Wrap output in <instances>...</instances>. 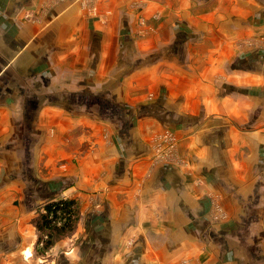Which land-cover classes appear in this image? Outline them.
Returning a JSON list of instances; mask_svg holds the SVG:
<instances>
[{
	"label": "crops",
	"instance_id": "0c3cea01",
	"mask_svg": "<svg viewBox=\"0 0 264 264\" xmlns=\"http://www.w3.org/2000/svg\"><path fill=\"white\" fill-rule=\"evenodd\" d=\"M132 1L0 0V264H264V51L235 44L264 0H147L156 36ZM58 198L77 225L43 249Z\"/></svg>",
	"mask_w": 264,
	"mask_h": 264
},
{
	"label": "rangeland",
	"instance_id": "374dc122",
	"mask_svg": "<svg viewBox=\"0 0 264 264\" xmlns=\"http://www.w3.org/2000/svg\"><path fill=\"white\" fill-rule=\"evenodd\" d=\"M88 1L91 2L92 0H72V3L73 2L79 3L81 8L84 10V12H86L87 15L95 16V14L91 13L87 7ZM94 1L95 0H93V2ZM96 1H97L98 9H99L101 7V3L104 0H96ZM129 6L132 10L139 11V13H140V14H138V17H137V25L139 27L138 28V30H139L138 34L156 36V34H158L159 30H160V28L158 27V25L156 23H157V21L160 20L161 15L158 12H156L153 14V18L150 19L151 21L149 20V22H147V20H144L145 17L143 16V10H145L148 7V1L147 0H133L131 3H129ZM101 15L102 14L99 12V15H98L99 17L97 15L96 16H97V18L100 19ZM235 44L238 46V48H242L245 50L257 49L260 51H262V50L264 51V32L262 31V33L260 35H256V36H246L243 38H239L235 41ZM148 95H150L149 96L150 98L153 97L152 94H148ZM148 95H146V98H148ZM164 133H169V134L171 133L173 136H175L176 139H174V141H169L165 138H162V134H164ZM152 140H153V142H152V155H153L152 161L154 164H160V163H166V162L167 163H171V162L175 163V161H177V162L181 161L180 155H179V150H178L179 140H178L177 134L175 132L171 131L168 128L163 129V130L159 131L158 134L154 135ZM158 147H159V149H158ZM162 148L163 149L165 148L164 152H161ZM43 209H44L43 205L39 206L37 209V212L32 216L30 221H31V224L33 226H34V223L32 222V220L34 218H36L38 216V214L41 211H43ZM79 213H80V208H79ZM36 233H37V237H38L37 230H36ZM68 236H70V235H67L66 237H68ZM36 243H37V241H36ZM39 245H41V244H39Z\"/></svg>",
	"mask_w": 264,
	"mask_h": 264
},
{
	"label": "trees",
	"instance_id": "16d2710c",
	"mask_svg": "<svg viewBox=\"0 0 264 264\" xmlns=\"http://www.w3.org/2000/svg\"><path fill=\"white\" fill-rule=\"evenodd\" d=\"M43 208L32 222L38 232L37 244L48 249L75 230L79 203L76 198H58L44 204Z\"/></svg>",
	"mask_w": 264,
	"mask_h": 264
},
{
	"label": "built area",
	"instance_id": "2783aa9c",
	"mask_svg": "<svg viewBox=\"0 0 264 264\" xmlns=\"http://www.w3.org/2000/svg\"><path fill=\"white\" fill-rule=\"evenodd\" d=\"M87 7H88V9L90 10L91 13H93L95 15H99V12H98L99 9H98L96 0L94 2H93V0L91 2L88 1ZM104 17H105V15L104 16L101 15L100 19H104ZM162 138H165V139H167L169 141H174V139H176L175 136H173L171 133L170 134L169 133L162 134ZM159 147H158V149H159ZM164 151H165V148L164 149L162 148L161 152H164ZM179 264H190V263L187 262L186 260H184V261H181Z\"/></svg>",
	"mask_w": 264,
	"mask_h": 264
}]
</instances>
